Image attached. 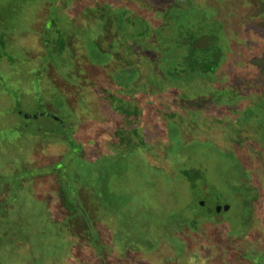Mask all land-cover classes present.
Instances as JSON below:
<instances>
[{"label": "rangeland", "instance_id": "obj_1", "mask_svg": "<svg viewBox=\"0 0 264 264\" xmlns=\"http://www.w3.org/2000/svg\"><path fill=\"white\" fill-rule=\"evenodd\" d=\"M253 1L0 0V264H264V0ZM159 27L174 41L216 36V75L169 79ZM68 137L94 167L116 157L104 186L68 168L91 231L69 221L48 171L68 164ZM200 200L229 209L207 216Z\"/></svg>", "mask_w": 264, "mask_h": 264}, {"label": "trees", "instance_id": "obj_2", "mask_svg": "<svg viewBox=\"0 0 264 264\" xmlns=\"http://www.w3.org/2000/svg\"><path fill=\"white\" fill-rule=\"evenodd\" d=\"M247 1H253V0H244ZM264 5V2L261 1ZM256 1L254 0L252 3L253 7H256L255 5ZM125 16L121 15L119 20L120 24H122L120 27L122 30H126L124 24H125ZM137 23L141 24L143 26V32L142 37H145L147 34H150L152 31L148 24L144 21H138L134 18L129 19L127 24L130 26L131 29H137ZM132 35V32H131ZM154 35L157 39L158 45L162 44L163 47L159 45L160 53L162 55V61L164 64H167L168 71L165 73L169 77V79L174 81H187L194 77H200V78H212L216 75L217 71L221 67V63L223 61V54L218 47V38L216 36L212 35H203V34H197L194 30V28H191L190 31L185 33V37L178 39L179 41H174V35H172V32H167L162 29V27H159L158 29L154 30ZM174 44V45H173ZM65 46V42H61L59 44V49H63ZM175 46V48H173ZM178 64L177 67H175V64ZM174 65V66H173ZM173 66V67H172ZM167 70V69H166ZM262 102L260 105H254V108L262 109L261 106L264 105V98L261 100ZM249 109V108H248ZM262 117V116H261ZM61 127L64 126L63 122H60ZM70 146L72 147L68 158V164H64L63 168L59 165L54 166L53 168H50V170H55L59 173L61 177V185H60V192L62 196L63 206L64 209L69 214V221H79L83 225L87 227L88 231L92 230L90 221L88 219V215L86 213V209L84 206L80 203L78 199V195L76 194V190L74 188L73 180V174L74 176H79L82 173L85 175V177L94 178L96 177L101 183L106 184L109 181V175L113 171H106L107 164L110 162H114L116 157H113L111 159L107 160H99L97 164V168L92 166L90 162H87L84 160L82 153L83 148L80 144H78L75 140H73L71 137L65 138ZM73 167L72 173H68V168ZM46 170H42L41 172H45ZM37 173V172H36ZM110 173V174H109ZM183 174L188 178V180L191 183V189L194 191L198 190V186L195 182V179L191 178V172L183 171ZM107 185V184H106ZM104 186V185H103ZM104 190H108V187L104 188ZM205 193V192H204ZM115 196V194H113ZM203 202V204H202ZM122 203V202H121ZM123 204V203H122ZM194 206L198 208L199 210L207 211L206 215L208 216H216V215H222L224 212H227L224 210L225 206L222 207V211L220 213L216 212L215 209H207V204L205 200H200L198 203H195ZM211 211V213L209 212ZM206 218V217H205ZM205 218L195 217L192 219L191 223L192 226H196L201 224ZM203 224V223H202ZM69 225H71L69 223Z\"/></svg>", "mask_w": 264, "mask_h": 264}, {"label": "water", "instance_id": "obj_3", "mask_svg": "<svg viewBox=\"0 0 264 264\" xmlns=\"http://www.w3.org/2000/svg\"><path fill=\"white\" fill-rule=\"evenodd\" d=\"M202 204H203V202H202ZM228 209H229V207H227V206L224 207V210H225V211H227ZM221 211H222V207L218 206V207L216 208V212H217V213H220ZM209 212L211 213V211H209Z\"/></svg>", "mask_w": 264, "mask_h": 264}]
</instances>
